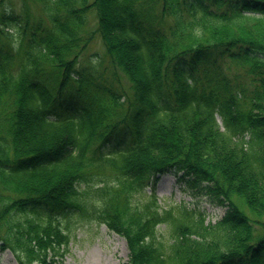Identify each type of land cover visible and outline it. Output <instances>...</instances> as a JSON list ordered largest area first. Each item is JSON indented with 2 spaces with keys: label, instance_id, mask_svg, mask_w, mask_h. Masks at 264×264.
Instances as JSON below:
<instances>
[{
  "label": "trees",
  "instance_id": "obj_1",
  "mask_svg": "<svg viewBox=\"0 0 264 264\" xmlns=\"http://www.w3.org/2000/svg\"><path fill=\"white\" fill-rule=\"evenodd\" d=\"M19 3L0 0V246L62 264L70 214L123 235L122 264L263 261L264 0ZM161 156L223 198L221 220L160 209Z\"/></svg>",
  "mask_w": 264,
  "mask_h": 264
},
{
  "label": "rangeland",
  "instance_id": "obj_2",
  "mask_svg": "<svg viewBox=\"0 0 264 264\" xmlns=\"http://www.w3.org/2000/svg\"><path fill=\"white\" fill-rule=\"evenodd\" d=\"M8 1V8L18 12L19 0ZM33 10L36 12V9ZM88 16L90 17L88 27H93V13H89ZM100 54L104 55V46L101 44L100 37L96 35L87 51L82 55L80 63L87 64L89 60ZM125 59L127 60L126 57ZM260 114L263 116L261 118L264 125V112ZM220 119L218 116V121ZM29 131L26 128L22 133L25 141L29 138ZM261 131L264 133V126ZM33 151L38 154L33 157L40 159L44 157L45 151H50V149L43 147L41 150L35 149ZM163 161L161 156L157 162V164L160 163L158 170L151 175V179L153 178L152 180L155 182L156 176L161 174L158 184H152L155 187V196H157L160 209L185 206L190 210L199 211L198 219L204 225H214L218 220H221L224 212L228 209L223 198L218 195L217 198L220 200L215 201L213 195L203 190L202 186L206 183L197 182L195 175H191L187 170H177L176 167ZM169 166L171 167L166 168ZM147 192L150 193V190ZM61 221L64 226L69 227L71 232V240L67 245L62 264H122L127 260L129 250L124 236L111 230L105 224L98 220L70 214L67 219L62 218ZM166 228L165 223L159 224L158 233H166ZM263 257L261 258L263 261L259 260L258 263L254 262L253 264H262L264 262ZM245 262H249V260L247 259ZM0 264H19V262L13 252L0 246ZM202 264L205 263L202 262Z\"/></svg>",
  "mask_w": 264,
  "mask_h": 264
},
{
  "label": "bare ground",
  "instance_id": "obj_3",
  "mask_svg": "<svg viewBox=\"0 0 264 264\" xmlns=\"http://www.w3.org/2000/svg\"><path fill=\"white\" fill-rule=\"evenodd\" d=\"M160 176H161V174L156 176V180L153 183L154 185H157L158 184V181L160 180Z\"/></svg>",
  "mask_w": 264,
  "mask_h": 264
}]
</instances>
